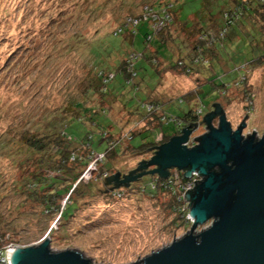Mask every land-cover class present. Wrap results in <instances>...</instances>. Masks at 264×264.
<instances>
[{
    "label": "rangeland",
    "instance_id": "374dc122",
    "mask_svg": "<svg viewBox=\"0 0 264 264\" xmlns=\"http://www.w3.org/2000/svg\"><path fill=\"white\" fill-rule=\"evenodd\" d=\"M164 1L167 0H0V234L4 235V245L14 242L25 247L37 246L48 239L53 252L75 250L90 264H135L191 230L193 220L182 218L179 211L184 202L177 195L161 188L152 193L144 190L152 176L115 187L105 180L99 163L92 162L83 172L80 166L76 167V172H81L79 180L84 192H74L62 200L63 205L72 199L78 204L67 220L60 219V213L51 218L42 215L44 209L27 193V182L34 174L42 172L47 177L50 173L43 172L39 164L47 155L30 151L25 138L50 134L48 125L52 121L71 120L72 104L85 108L106 106L104 97L93 89L98 84L97 73L107 63L116 76L107 87V97L117 102L114 101L111 113L100 116L105 130L114 135L122 126L120 136L125 139L131 130L145 124L149 128L159 126L157 116L148 123L133 114L144 112L139 107L145 102V91L153 100L165 102L163 112L169 120L135 137L130 142L133 146L151 143L164 134H180L185 123L177 125L172 118H182L191 109L199 111L202 107L204 118L216 109L214 103L221 106L234 129L247 115L244 134H252L255 129L262 136L264 65L240 67L263 51L253 49L249 41L252 37L260 39L258 28L251 30L250 36L239 30L234 32L236 37L227 38L224 47L219 48L220 62L215 61L211 71L199 65L192 74L165 71L160 66L159 75L144 61L141 55L146 49V25L138 28L133 45L126 34H113L125 25L128 16L141 14L146 6ZM179 4L184 8L183 19L192 17L200 7L199 0H179ZM181 30V25L172 29L175 35ZM180 35L182 39L183 34ZM137 55L140 90L127 84L117 69L122 60ZM237 69H242L244 79H248L251 91L246 94L233 83L241 80ZM222 84H229L226 94L217 87ZM186 95L191 100L183 98ZM180 97L185 100L180 102ZM213 124L217 126L218 119ZM71 128V133L83 134L87 130L75 122ZM94 131L92 147L103 153L108 143ZM207 131L200 121L189 137V147L198 143L194 138ZM122 142L124 150L111 159L109 176L117 172L129 175L154 155V150L136 151L128 149L127 141ZM50 148L48 154L53 151V146Z\"/></svg>",
    "mask_w": 264,
    "mask_h": 264
},
{
    "label": "trees",
    "instance_id": "16d2710c",
    "mask_svg": "<svg viewBox=\"0 0 264 264\" xmlns=\"http://www.w3.org/2000/svg\"><path fill=\"white\" fill-rule=\"evenodd\" d=\"M199 2V9L193 13L192 17L187 16L185 19H183L184 8L179 4V0H175L174 3L167 0L156 6L150 5V8L153 9V13H151L153 18L150 17L145 20L143 19L145 17L144 15H147V13H149L148 9H150L146 6L147 9L145 8L141 14L128 16L123 23L125 25L118 27L113 34H126V39L133 45L134 39L139 32L138 28L146 25L148 27V30L144 33L146 49L144 54L141 55L144 61L150 64L159 75L160 72L158 68L160 66H164L163 69L167 71L177 70L184 74H192L196 71L195 67L199 65L203 66L207 71H211L214 66L213 63L215 61L218 63L221 60L219 48L224 47L227 38L232 40L236 37L234 32L239 30V32L242 31L244 34L250 36V31L258 28L261 32L260 39H253L251 36L252 39L250 38L249 41L253 49H261L263 51L259 55H256L251 61L240 67L246 68L250 66V64L264 65V0H199ZM132 18L141 20L137 25H128L130 28H127V21ZM159 21L164 22V25L159 28L157 32H154L153 24H158ZM175 25H181L182 29L177 35L172 31ZM119 29H122V32H119ZM230 30H232L231 34ZM180 34H183L182 39H180ZM150 37L152 38L149 39ZM149 46H153L154 50L150 49ZM133 55H131V57ZM139 56L140 55H137L134 58L129 57L122 60L117 68L119 74L124 77L126 83L132 85L136 90H140L141 88L140 81H137L138 70L135 65L136 59L140 58ZM110 65L111 64L107 63V67H103L99 73H97L98 84L96 87L94 85L95 88L93 89L94 93L98 90V93L104 97L106 106L100 105L96 108H85L79 103L72 104L69 108L73 115L71 120L67 122L62 120L52 121L48 125L51 132L50 134L43 133V136L36 135L27 136L25 138V143L30 151L45 153V155H47L39 160V164L43 172L46 171L50 174L44 177L42 172H38L27 182L29 186L27 193H29L32 198L36 199L44 209L42 215H50L51 218L54 213H60V219L63 220H67L71 217L77 208V202L72 199L70 203L66 202L65 205H63L62 200L65 196L69 194L72 195L74 192L77 194L84 192V189L81 188V181L79 180L80 173L94 162V164L99 163L101 169L105 171L103 172L105 173L104 176L106 175L105 180L111 178L108 173L113 167L111 159L114 158V155H119L124 150L122 149L123 140L127 141L128 149H134L136 151L154 150L155 153L153 154L155 155L161 145L181 134L177 133L172 136L164 134L163 137L156 141L151 143L142 142L138 146L130 144L135 137L142 135L146 131H152L163 125V122L169 120L163 112L165 102L159 99L153 100L146 91L145 102H142L139 107L144 112L142 114L134 113L133 115H137L138 118L144 119V121L147 120L148 123L153 121L154 117L157 116L161 122L159 126L149 128L146 126L147 124H145L143 127H139L134 131L131 130L129 136L125 139L120 136L122 135V126L120 127V132L114 135L111 131L105 130L104 125L100 122V116L107 112L111 113L115 108L114 101L117 102L114 98L107 97V87L116 78L114 72L110 71ZM130 66H132L131 72L129 71ZM142 69H144V67ZM237 71L241 72V78L245 75L242 69H237ZM247 80V78L238 79L233 83L246 94V92L251 91ZM213 84L216 86L215 82H213ZM228 85L229 84H222L217 87L220 89L221 93L226 94L229 90ZM152 91L154 90L150 92ZM183 98L191 100V98H188V95ZM183 98L180 97L179 101L183 102L185 100ZM250 103H253V98L250 99ZM111 117L114 118L112 114ZM171 120L177 125H180V123L181 125H184V123L185 125L188 124L187 127H190L192 131L200 121L207 128L209 127L205 123L204 118H202V114H199L198 110L194 108L182 118H172ZM73 122L84 125L87 128L85 133L69 132V129L72 130L71 127ZM94 130L98 131L101 138L108 143V148L103 153H98L92 147V141L95 135ZM117 135H119V137L115 138ZM51 146H53V151L48 154L47 151L51 149ZM77 166H80L79 169L81 172L79 173L76 172ZM189 171V168L185 170L172 169L167 178H161L159 175H145L152 177L149 184L145 185L144 190L149 189L152 193L161 188V191L170 190L174 195L180 197L181 187L175 186L176 184L173 182L177 179V182L182 186L183 183L188 181L185 175L188 174ZM147 172L144 170L142 171V173ZM116 174L121 173L117 172ZM123 177L124 176H121L120 181L123 180ZM75 183L78 184L74 188ZM167 184L168 188L166 189L164 185ZM60 185L64 186L60 188ZM126 185L127 183L123 184L121 182H113L111 184V186L115 187ZM146 186H148V188H146ZM179 212H181L182 218L186 219L187 212ZM3 239L4 235L0 234V248L4 246L2 242ZM10 243L17 244L14 242Z\"/></svg>",
    "mask_w": 264,
    "mask_h": 264
},
{
    "label": "water",
    "instance_id": "95a60500",
    "mask_svg": "<svg viewBox=\"0 0 264 264\" xmlns=\"http://www.w3.org/2000/svg\"><path fill=\"white\" fill-rule=\"evenodd\" d=\"M213 106L214 112L204 117L208 131L194 138L196 145H187L193 131L185 127L123 180L120 174L108 179L125 184L145 175L167 178L171 169L188 168L187 176L198 170L204 177L186 194L194 219L191 230L135 264H264V131L261 137L255 129L245 136L247 115L234 129L221 106ZM216 117L218 125L214 126ZM11 262L91 263L75 250L53 252L48 239L15 249Z\"/></svg>",
    "mask_w": 264,
    "mask_h": 264
},
{
    "label": "built area",
    "instance_id": "2783aa9c",
    "mask_svg": "<svg viewBox=\"0 0 264 264\" xmlns=\"http://www.w3.org/2000/svg\"><path fill=\"white\" fill-rule=\"evenodd\" d=\"M152 11H153V9H151V8L148 9V12L149 13H147V15H144L145 17L143 19L146 20V19H148L150 17L153 18V15H151V13H153ZM148 14H150V15H148ZM140 20L141 19H134V18L129 19L127 21V24L126 25L127 26L128 25H131V26L132 25H137ZM163 25H164V22H162V21H159L158 24L157 23H154L153 24L154 32H157V30L159 28H161ZM118 31L119 32H122V29H119ZM151 38L152 37H150L149 39H151ZM242 69H244V67ZM131 70H132V66H130V68H129V71L130 72H131ZM241 79H244V76ZM202 112H203V107L199 109L198 113L199 114H203ZM180 125H181V123H180ZM187 145L189 146V143L188 142H187ZM185 177L188 179V181L185 182V183H183L182 186L180 184V187H181V196L179 197V200L184 201V207L181 208L180 211H182L183 213L187 212V216L188 217L186 218V220L187 221L193 220V222H194V219L190 215L191 203L187 199L186 194H187V192L189 190L194 189L197 184L200 185L201 182L203 181L204 177L201 175V173L198 170L192 171L191 172V176L185 175ZM173 183L177 184L178 183L177 182V179ZM164 187L167 189L168 188V184L167 185H164ZM23 247H25V246H22V245H19V244H13V243H10L8 245H4L3 248H0V264H12L11 258H12L13 253L15 252V249H19V248H23Z\"/></svg>",
    "mask_w": 264,
    "mask_h": 264
},
{
    "label": "flooded vegetation",
    "instance_id": "af4514ba",
    "mask_svg": "<svg viewBox=\"0 0 264 264\" xmlns=\"http://www.w3.org/2000/svg\"><path fill=\"white\" fill-rule=\"evenodd\" d=\"M212 112H214V111H212ZM212 112H209L208 114H210V113H212ZM216 119H218V118L216 117L214 120H216ZM187 126H188V124L185 125V127H187ZM255 132H257V131L255 130ZM257 136H258V133H257ZM258 137H259V136H258ZM260 137H261V136H260ZM154 153H155V152H154ZM153 169H154V168H153ZM150 170H151V169H149V168H148V169H144V171H146V172H147V171H150ZM171 170H172V169H171ZM171 170H170V171H171Z\"/></svg>",
    "mask_w": 264,
    "mask_h": 264
}]
</instances>
